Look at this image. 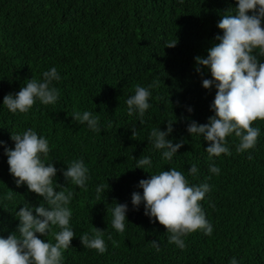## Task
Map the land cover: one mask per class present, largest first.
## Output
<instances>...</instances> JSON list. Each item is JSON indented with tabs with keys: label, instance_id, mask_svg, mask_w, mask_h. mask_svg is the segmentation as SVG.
I'll return each mask as SVG.
<instances>
[{
	"label": "trees",
	"instance_id": "trees-1",
	"mask_svg": "<svg viewBox=\"0 0 264 264\" xmlns=\"http://www.w3.org/2000/svg\"><path fill=\"white\" fill-rule=\"evenodd\" d=\"M234 7L236 0H0V140L5 142L0 146V236L16 232L21 207L36 215L34 208L43 202L26 185L17 187L5 154V146L14 148L11 133L32 129L49 142L44 162L57 168L53 187L74 193L69 207L75 237L62 264H229L232 257L238 264H264V121L253 124L260 129L254 148L237 153L239 139L232 134L227 138L231 155L211 160L205 150L209 142L187 132L192 120L205 124L215 114V85L202 87L210 70L198 74L195 57H206L218 43L215 37L223 32L217 24ZM176 39L174 48L165 47ZM52 67L61 77L51 85L59 90L57 102L37 100L27 113L9 112L3 97L17 93L27 79L42 80ZM157 79L141 123L138 112L127 114L126 100L137 84L147 87ZM76 111L99 116L101 131L73 120ZM175 119L167 139L185 143L168 161L149 135L153 128L166 131L167 121ZM141 156L152 160L146 172L135 168ZM74 160H83L89 170L87 190L63 176ZM193 164L194 176L188 172ZM210 164L218 174L210 172ZM171 168L190 186L210 185L200 204L212 234L190 233L183 237V249L168 243L166 229L144 214L143 203L138 210L131 203L133 192L142 194L141 179ZM98 185H106L99 200ZM9 191L10 201L4 198ZM115 202L128 205L123 233L111 225ZM93 226L103 230V254L81 244L80 236L91 237ZM37 236L55 243L52 232ZM151 241L159 243V252Z\"/></svg>",
	"mask_w": 264,
	"mask_h": 264
},
{
	"label": "clouds",
	"instance_id": "clouds-1",
	"mask_svg": "<svg viewBox=\"0 0 264 264\" xmlns=\"http://www.w3.org/2000/svg\"><path fill=\"white\" fill-rule=\"evenodd\" d=\"M180 2L183 3V0ZM234 9L232 13H224L217 24L223 32V35L215 37L218 43L208 49L206 57H195V71L198 74L203 76V69L210 70L211 79H202V87L211 89L215 85L216 94L211 105L215 114L205 124L192 120L187 126V132L202 136L209 142L205 149L209 160L221 154L231 155L227 138L232 134L239 139L237 153L254 148L260 129L253 127V124L257 120L264 121V62L260 59L264 57V0H236ZM177 43L178 39L169 41L165 47L174 48ZM42 75V80L27 79L26 85L17 93H9L3 97V105L9 112L27 113L37 100L43 105L57 102L59 90L51 86L53 81L61 79L57 69L52 67ZM159 83L157 79L147 87L139 84L135 86V94L126 100L129 116L138 112L139 120L143 123L144 114L150 107V89L158 87ZM188 111L192 112V109L189 108ZM71 117L81 124L86 122L94 132L101 131L99 116H93L91 112L84 111L81 114L76 111ZM174 122L176 119L167 121L166 131L153 128L149 135L154 148L163 150L162 158L168 161L172 160L185 143L183 140L173 143L167 139L174 130ZM111 126L109 123L108 127ZM135 135L136 132L132 129V137ZM11 140L14 141V148L5 146L10 174L17 187L26 185L30 192L42 197L43 202L34 208L36 215H33V208L26 206L16 211L15 217L19 219L16 232L7 238L0 236V264H62L63 252L71 246L75 237V231L70 227L73 213L69 207L74 193L66 189L57 191L53 187L57 168L53 163L46 165L44 162L50 152L46 138L28 129L22 133H11ZM4 145L5 142L0 140V146ZM151 165L150 157L141 156L137 159L135 168L144 170ZM209 168L210 172L219 173L218 167L210 164ZM88 171L83 160H74L63 171V176L71 184L87 190ZM197 171L195 164L188 170L193 176ZM56 185L63 189V185ZM138 187L143 191L142 194L132 193L133 208L138 210L143 203L144 214L166 229L169 244L183 249V237L190 233L203 231L205 235L212 234V226L206 220L200 204L210 191L208 183L190 186L189 180L181 171L171 168L151 174L149 179H141ZM105 188L106 185L97 186V200ZM4 198L12 200L13 191L6 193ZM109 211L112 214V227L116 232L123 233L128 205L115 202V206ZM53 228H59L60 231L53 232ZM49 232H52L55 243L45 242L37 236H46ZM102 235L103 230L94 227L91 237L88 233L80 236L81 244L103 254L107 249ZM151 243L159 252V243ZM229 264H238V261L232 257Z\"/></svg>",
	"mask_w": 264,
	"mask_h": 264
}]
</instances>
